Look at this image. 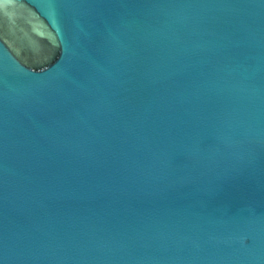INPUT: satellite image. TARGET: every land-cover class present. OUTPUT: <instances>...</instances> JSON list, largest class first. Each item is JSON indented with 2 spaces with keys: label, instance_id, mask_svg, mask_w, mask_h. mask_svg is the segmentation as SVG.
<instances>
[{
  "label": "water",
  "instance_id": "water-1",
  "mask_svg": "<svg viewBox=\"0 0 264 264\" xmlns=\"http://www.w3.org/2000/svg\"><path fill=\"white\" fill-rule=\"evenodd\" d=\"M0 264H264V0H0Z\"/></svg>",
  "mask_w": 264,
  "mask_h": 264
}]
</instances>
